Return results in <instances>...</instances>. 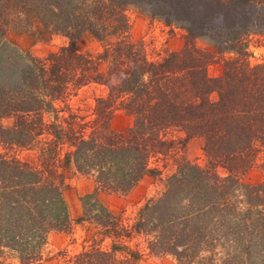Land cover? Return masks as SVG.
<instances>
[{
    "label": "trees",
    "instance_id": "obj_1",
    "mask_svg": "<svg viewBox=\"0 0 264 264\" xmlns=\"http://www.w3.org/2000/svg\"><path fill=\"white\" fill-rule=\"evenodd\" d=\"M129 7L181 28L182 48L149 55L131 37ZM11 30L67 43L36 57L6 40ZM85 33L100 50L80 48ZM251 35H264V0H0V258L11 248L20 264L36 263L52 231L87 223L70 264H140L145 254L216 264L220 250L224 264H264V181L243 179L264 148V64L248 62ZM90 83L104 95L89 115L74 112L69 98ZM118 109L125 128L112 125ZM191 138L204 165L177 154ZM168 157L162 191L120 224L100 194L161 178ZM71 171L93 181L75 220L64 197Z\"/></svg>",
    "mask_w": 264,
    "mask_h": 264
},
{
    "label": "rangeland",
    "instance_id": "obj_2",
    "mask_svg": "<svg viewBox=\"0 0 264 264\" xmlns=\"http://www.w3.org/2000/svg\"><path fill=\"white\" fill-rule=\"evenodd\" d=\"M224 1V0H223ZM127 16L130 24V34L134 40H141L144 43L146 52L149 55L163 53L164 50H179L184 43V31L175 26H167L158 19L150 18L146 13L139 12L134 8L127 9ZM38 27L39 24H37ZM37 29V27H35ZM33 28V29H35ZM7 41L14 42L22 51H29L33 56L45 57L49 52L56 51L60 46L67 43L66 37L60 34H53L48 39H40L36 35L27 31L11 30L6 36ZM196 44L200 48L211 49V45L206 39H196ZM78 45L82 49L92 52L100 50L101 43L94 40L89 33L83 34ZM248 62L251 65L264 64V35H251L248 37ZM229 54H226L228 56ZM208 74L215 76L220 74V61H215L207 65ZM105 88L96 83L87 84L72 95L68 103L71 109L82 115H89L94 107L95 98L104 95ZM131 123V118L120 109L114 113L112 125L116 128H125ZM177 138H182V134ZM181 135V136H179ZM202 141L199 138H191L185 141L184 147L180 148L177 154H183L188 160L198 165L206 162L202 151ZM6 149L2 148L1 151ZM15 152V151H14ZM13 151H10V154ZM24 152L21 156H25ZM155 160H152V164ZM166 165L162 168L161 178L145 176L128 193H101V202L115 214L120 224L131 225L134 222L138 209L152 197H156L163 189V178L172 172L173 161L171 157L165 160ZM163 162H158L161 167ZM222 173V170L219 169ZM244 181L261 182L264 181V148L260 147L256 153V160L253 167L243 177ZM93 181L87 176L78 173H69L68 185L64 190V197L68 205L72 219L81 215L80 198L91 192ZM87 223H74L71 230L52 231L46 239L42 248V258L32 264H70L69 257L81 251L87 245L86 239L90 233L86 230ZM108 239L103 242V246L108 244ZM128 244L146 253L144 242L141 236L133 235L128 240ZM0 264H20L16 254L11 248H4ZM140 264H179L172 256H153L145 254Z\"/></svg>",
    "mask_w": 264,
    "mask_h": 264
},
{
    "label": "clouds",
    "instance_id": "obj_3",
    "mask_svg": "<svg viewBox=\"0 0 264 264\" xmlns=\"http://www.w3.org/2000/svg\"><path fill=\"white\" fill-rule=\"evenodd\" d=\"M219 256H220V258L217 259L216 264H224V260L227 258V256L223 250L219 251Z\"/></svg>",
    "mask_w": 264,
    "mask_h": 264
}]
</instances>
